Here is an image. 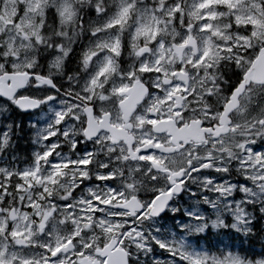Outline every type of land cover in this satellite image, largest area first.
Segmentation results:
<instances>
[{
    "label": "snow or ice",
    "instance_id": "snow-or-ice-1",
    "mask_svg": "<svg viewBox=\"0 0 264 264\" xmlns=\"http://www.w3.org/2000/svg\"><path fill=\"white\" fill-rule=\"evenodd\" d=\"M0 264H264V0H0Z\"/></svg>",
    "mask_w": 264,
    "mask_h": 264
}]
</instances>
